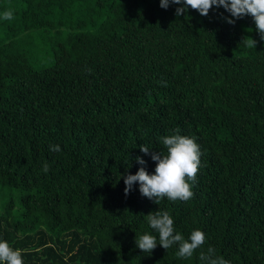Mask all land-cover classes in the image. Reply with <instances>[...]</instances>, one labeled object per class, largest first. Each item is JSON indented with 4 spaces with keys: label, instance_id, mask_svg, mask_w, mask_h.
I'll return each mask as SVG.
<instances>
[{
    "label": "trees",
    "instance_id": "16d2710c",
    "mask_svg": "<svg viewBox=\"0 0 264 264\" xmlns=\"http://www.w3.org/2000/svg\"><path fill=\"white\" fill-rule=\"evenodd\" d=\"M178 7L0 0L13 12L0 20V238L24 264H201L209 247L264 264V40L250 15ZM177 130L202 153L192 198L125 194L135 158L153 173ZM157 211L204 245L191 258L175 245L143 253L135 237L155 235Z\"/></svg>",
    "mask_w": 264,
    "mask_h": 264
},
{
    "label": "clouds",
    "instance_id": "9594fccd",
    "mask_svg": "<svg viewBox=\"0 0 264 264\" xmlns=\"http://www.w3.org/2000/svg\"><path fill=\"white\" fill-rule=\"evenodd\" d=\"M170 4L180 5L176 14L180 15L187 11L188 6L198 10L201 15H207L213 6H222L231 17L242 18L250 15L260 33L261 40H264V0H160V7L167 9ZM13 12L5 10L0 12V20H11ZM231 18L228 23H234ZM255 46L256 41L252 39ZM160 142L166 149V154L153 152L151 159L156 162L155 170L149 173L143 166L146 161L137 156L136 162L141 167L135 174L124 175L125 194L133 190L134 184L139 185V192L142 196L158 203L159 200L167 198L169 201H188L193 196L192 184L200 166L201 150L196 139L191 136L182 135L177 130L173 134L160 138ZM149 147L140 146V151L148 154ZM60 146L49 145L50 152H59ZM131 167V166H130ZM44 173L48 172V164L42 166ZM147 223L154 234L145 232L135 237V245L143 253H151L157 245L168 249L177 246L176 255L181 258H191L193 253L201 248L206 235L200 229H194L185 238L174 226V219L167 211H157L154 214L146 215ZM201 264H227V261L215 253L211 247L207 252L200 254ZM0 264H24L22 250L15 248L10 243L0 238Z\"/></svg>",
    "mask_w": 264,
    "mask_h": 264
}]
</instances>
